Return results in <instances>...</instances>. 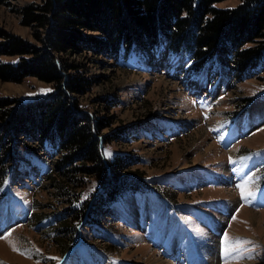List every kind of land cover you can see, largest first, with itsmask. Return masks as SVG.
Instances as JSON below:
<instances>
[{"label":"rangeland","instance_id":"rangeland-1","mask_svg":"<svg viewBox=\"0 0 264 264\" xmlns=\"http://www.w3.org/2000/svg\"><path fill=\"white\" fill-rule=\"evenodd\" d=\"M40 3H0V30L40 45L21 13ZM66 56L92 82L80 109L110 118L103 134L116 132L104 158L124 159L117 174L142 186L115 195L93 175L75 178L63 209L50 181L53 146L17 137L27 150L0 181V264H264V71L238 81L215 57L196 73L189 54L166 45L125 66L92 52ZM53 90L33 76L0 77V98L14 107ZM241 185L253 195L241 198Z\"/></svg>","mask_w":264,"mask_h":264},{"label":"trees","instance_id":"trees-1","mask_svg":"<svg viewBox=\"0 0 264 264\" xmlns=\"http://www.w3.org/2000/svg\"><path fill=\"white\" fill-rule=\"evenodd\" d=\"M222 1L41 0L24 6L22 22L34 29L40 45L0 30V57H18L0 60V77L22 82L33 76L52 83L54 90L16 107L11 99L0 98V181L6 178L13 156L23 158L27 150L16 146L22 142L18 137L23 142L53 146L59 157L50 181L63 209L72 208L75 178L81 181L83 176L93 175L105 191L115 195L139 189L142 184L126 183L128 178L117 174L124 159L111 165L104 158V145L117 138L116 132L103 134L110 118L80 109L77 97L92 82L80 73L82 62L66 55L92 52L97 57L92 60L104 56L114 66H125L131 57L149 56L166 45L174 53L189 54V69L196 73L215 57L238 81L263 72L264 0H240L234 7H218ZM134 172L133 177L139 178L141 171ZM71 212L81 218L79 210Z\"/></svg>","mask_w":264,"mask_h":264},{"label":"snow or ice","instance_id":"snow-or-ice-1","mask_svg":"<svg viewBox=\"0 0 264 264\" xmlns=\"http://www.w3.org/2000/svg\"><path fill=\"white\" fill-rule=\"evenodd\" d=\"M240 191H241V198L250 197V196L253 195V193L250 192V191L246 192L244 186H242V185L240 186ZM227 241H228V237H227V235H225V242H226V246H225V249H224L225 256H227L228 253H229V248L227 246Z\"/></svg>","mask_w":264,"mask_h":264},{"label":"bare ground","instance_id":"bare-ground-1","mask_svg":"<svg viewBox=\"0 0 264 264\" xmlns=\"http://www.w3.org/2000/svg\"><path fill=\"white\" fill-rule=\"evenodd\" d=\"M248 213H250V212H248ZM210 253H211V251H210ZM216 255V254H215ZM215 259H216V257L214 256V251L210 254V261L211 262H214L215 261ZM210 261H208V262H210ZM207 262V263H208Z\"/></svg>","mask_w":264,"mask_h":264}]
</instances>
